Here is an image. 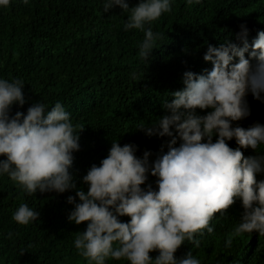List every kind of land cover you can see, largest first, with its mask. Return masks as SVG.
I'll return each mask as SVG.
<instances>
[{"label":"clouds","instance_id":"obj_1","mask_svg":"<svg viewBox=\"0 0 264 264\" xmlns=\"http://www.w3.org/2000/svg\"><path fill=\"white\" fill-rule=\"evenodd\" d=\"M9 3L0 0V6ZM115 6L127 13L125 30H143L137 55L148 58L162 34L146 24L170 11L171 0H138L131 7L128 0H103L105 12ZM239 28L238 42L209 43L203 59L211 62V69L184 71V86L163 102L164 113L139 127L147 135L170 137L167 151L161 145L150 162V150L137 156L136 144L112 140L108 154L83 175L86 191L77 188L70 171L80 147L79 131L62 102L48 107L36 101L26 112L10 115L14 103H25V83L0 77V175L6 173L29 194L75 189V196H67L74 205L67 219L87 222L74 239L87 264H106L109 257L130 264H201L191 250L179 257L176 250L185 240L198 247L195 234L203 235L205 229L212 233L214 213L224 215L237 200L242 211L225 247L243 233L264 236V154L242 151L264 145V122L247 127L233 123L250 115L249 93L264 102V29L250 42L247 26L241 23ZM197 109L209 110L201 114ZM233 138L236 147L227 142ZM149 172L157 177L155 188L150 183L141 186ZM39 215L20 203L12 219L27 225ZM124 215L130 219L120 220ZM151 250L158 254L150 256Z\"/></svg>","mask_w":264,"mask_h":264},{"label":"trees","instance_id":"obj_2","mask_svg":"<svg viewBox=\"0 0 264 264\" xmlns=\"http://www.w3.org/2000/svg\"><path fill=\"white\" fill-rule=\"evenodd\" d=\"M128 3L131 7L138 0ZM126 16L119 6L105 12L103 0H10L7 6H0V77L25 83V103H14L10 115L17 110L26 112L36 101L48 107L57 100L62 102L79 131L80 147L74 151L70 171L77 188L85 191L88 185L83 175L108 154L112 140L136 144L137 156L150 150V162L161 145L167 151L170 137L147 135L139 127L164 113L163 102L184 86V71L211 69V62L203 59L209 43L238 42L241 23L249 29L250 42L264 29V0H192L190 4L171 0L170 11L146 24L162 35L144 60L137 55L144 32L125 30ZM247 100L250 115L233 123L247 127L264 122V102L251 93ZM208 110L197 109L201 114ZM227 142L237 146L234 138ZM242 151L245 155L264 154V145ZM156 179L149 172L141 186L150 183L155 188ZM70 194L75 196V189L29 194L6 173L0 175V264H87L74 245L77 231H83L87 222L76 224L67 219L74 206L67 201ZM20 203L39 211V217L27 225L13 220L12 213ZM225 211L222 216L214 213L212 233L205 229L203 235L195 234L198 247L185 240L175 255L191 250L201 264H264V236L255 232L234 236L232 245L225 247L226 236L239 221L240 201ZM157 254L158 250L149 253L152 257ZM106 264L130 262L109 257Z\"/></svg>","mask_w":264,"mask_h":264}]
</instances>
